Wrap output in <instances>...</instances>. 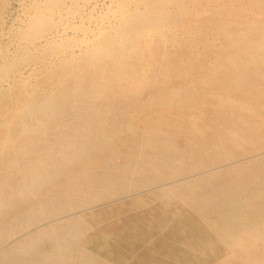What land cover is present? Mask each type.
<instances>
[{"label":"bare ground","instance_id":"bare-ground-1","mask_svg":"<svg viewBox=\"0 0 264 264\" xmlns=\"http://www.w3.org/2000/svg\"><path fill=\"white\" fill-rule=\"evenodd\" d=\"M126 3L2 53L0 264H264V0Z\"/></svg>","mask_w":264,"mask_h":264},{"label":"rangeland","instance_id":"rangeland-1","mask_svg":"<svg viewBox=\"0 0 264 264\" xmlns=\"http://www.w3.org/2000/svg\"><path fill=\"white\" fill-rule=\"evenodd\" d=\"M51 1L54 0H6L4 9L0 10V62L3 52L14 53L18 48L20 40L16 36V32H18L17 28L19 24H23V22H20L21 20L28 22V14L33 13L36 5L37 7L38 5L42 7L40 10L43 13L52 14L50 16L54 20V29L58 28L61 32H65V37L63 38L65 44L63 45L69 50L71 49L70 47L75 49V46L78 45L76 43H80V40L84 39L85 35V37L90 36L92 31H96L98 27L104 26L114 20L117 15L114 16L115 10L119 11L120 8L127 4V0H59L58 4L55 5L51 4ZM49 11L51 12L48 13ZM62 26H64V29ZM142 102L146 105L144 100ZM146 106L141 108L144 118H148L153 113ZM171 111L168 112L173 113V110ZM201 111L204 110L202 109ZM99 205L96 204L94 207Z\"/></svg>","mask_w":264,"mask_h":264}]
</instances>
